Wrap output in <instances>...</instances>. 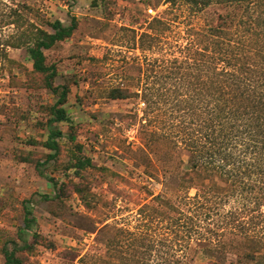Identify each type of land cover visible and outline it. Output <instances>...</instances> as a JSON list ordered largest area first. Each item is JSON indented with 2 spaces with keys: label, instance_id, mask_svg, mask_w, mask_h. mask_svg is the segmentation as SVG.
I'll use <instances>...</instances> for the list:
<instances>
[{
  "label": "trees",
  "instance_id": "trees-1",
  "mask_svg": "<svg viewBox=\"0 0 264 264\" xmlns=\"http://www.w3.org/2000/svg\"><path fill=\"white\" fill-rule=\"evenodd\" d=\"M166 3L170 10L184 8L197 20L187 27L185 44L169 57L159 55L156 47L169 24L153 18L138 35L143 58L121 67L123 73L134 70L131 86L124 85V79L105 91L109 100L143 104L141 115H134L141 148L148 149V165L142 172L155 178L162 192L137 205L132 227L105 221L99 230L105 254L86 252L77 256L78 262L194 264L201 255L203 264H264V0ZM26 7L19 3L9 7L0 19V28L14 27L0 37V60L14 62L7 49L25 48L31 63L27 75L55 96L45 107L47 140L30 141L51 151L49 162L57 158L64 137L52 126L66 123L72 129L74 122L65 107L70 88L55 85L58 69L47 61L45 51L70 38L78 23L54 20L42 27L24 16ZM160 158L168 167L158 181L147 168ZM32 162L44 177V163ZM86 165L90 161L78 157L73 167L79 173ZM46 178L57 188L56 198H61L64 185L58 188L53 178ZM73 192L84 204L89 202L82 184H75ZM24 203L18 240L2 248L4 264H26L21 252L53 251L36 231V220Z\"/></svg>",
  "mask_w": 264,
  "mask_h": 264
},
{
  "label": "rangeland",
  "instance_id": "rangeland-1",
  "mask_svg": "<svg viewBox=\"0 0 264 264\" xmlns=\"http://www.w3.org/2000/svg\"><path fill=\"white\" fill-rule=\"evenodd\" d=\"M18 3L26 4L24 16L42 27L45 21L69 24L74 19L78 23L70 38L45 51L47 61L58 69L55 85L70 88L65 107L74 124L72 129L66 123L52 126L64 137L57 158L46 162L51 151L30 141L47 140L45 107L54 103L55 96L32 83L26 72L31 63L25 48H8V58L14 62L0 60V264L5 263L3 246L17 241L21 233L24 202L36 220V231L53 245L52 252H21L26 264H80V254H105L99 231L104 223L132 227L137 205L163 189L142 172L148 165V149L142 150L138 138L143 104L109 100L105 91L124 79V85L131 86L134 70L123 73L121 67L135 57L143 58L137 49L138 35L153 18L169 24L156 47L159 55L167 57L185 44L187 27L197 20L184 8L170 10L166 0H4L0 19ZM13 30L12 25L0 28L1 39ZM135 114H139L137 122ZM78 157L90 161L79 173L73 167ZM34 160L44 163V177ZM167 167L160 158L147 170L161 181ZM46 176L58 188L64 185L61 198H56L58 190ZM75 184L88 189V206L73 192ZM172 201L178 203L174 197ZM205 261L199 255L194 264Z\"/></svg>",
  "mask_w": 264,
  "mask_h": 264
},
{
  "label": "built area",
  "instance_id": "built-area-1",
  "mask_svg": "<svg viewBox=\"0 0 264 264\" xmlns=\"http://www.w3.org/2000/svg\"><path fill=\"white\" fill-rule=\"evenodd\" d=\"M150 12H152V10H149Z\"/></svg>",
  "mask_w": 264,
  "mask_h": 264
}]
</instances>
